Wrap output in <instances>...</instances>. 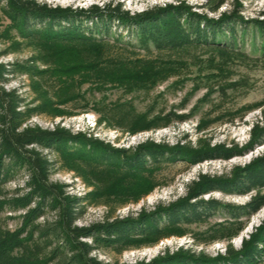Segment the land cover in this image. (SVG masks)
I'll list each match as a JSON object with an SVG mask.
<instances>
[{
	"label": "trees",
	"instance_id": "obj_1",
	"mask_svg": "<svg viewBox=\"0 0 264 264\" xmlns=\"http://www.w3.org/2000/svg\"><path fill=\"white\" fill-rule=\"evenodd\" d=\"M224 3L209 0L206 6L217 11ZM5 5L19 35L38 42L45 57L41 58L44 67L34 56L22 62H0V264H109L92 253L99 249L122 253L169 235L184 234L185 225L207 220L218 210L225 211L231 220L219 224L216 236L231 239L245 228V218L263 208L264 152L225 174L198 172L186 183L185 195L168 204L142 209L137 216L81 226L76 222L98 192L73 195L66 184L52 181L56 162L41 149L87 165L82 174H95L107 182L111 194L137 201L162 184L157 172L163 164L230 159L264 144V118L253 123L251 137L243 147L210 142L194 146L185 137V142L179 139L175 144L148 138L135 146L119 148L92 133H72L60 125L45 129L28 124L34 115L48 111L73 115V109L56 105L81 102L84 109L93 105L101 115L100 123L122 127L130 134L188 120L189 113L170 111L150 117L131 105L125 112L104 113L99 103L91 104L82 86L90 84L92 92L112 87L127 92L150 90L179 74L186 65L183 55L196 48L214 50L221 61L247 57L234 34L235 24L245 22L243 16L224 11L217 18L210 17L183 1L134 13L124 9L121 2L112 1L87 9L52 6L39 0H6ZM247 22L262 35L264 49V18ZM112 25L120 30L112 32ZM141 49L170 53V57L143 55ZM18 74L34 80L38 99H42L39 104L28 102L17 87L5 88ZM124 105L117 107L123 109ZM19 175L24 176V185L8 192L6 185ZM214 191L251 195L243 204L203 197ZM6 210L20 212L17 229L4 224ZM134 264H264V220L243 238L239 249L229 245L225 253L210 256L181 248Z\"/></svg>",
	"mask_w": 264,
	"mask_h": 264
},
{
	"label": "rangeland",
	"instance_id": "obj_2",
	"mask_svg": "<svg viewBox=\"0 0 264 264\" xmlns=\"http://www.w3.org/2000/svg\"><path fill=\"white\" fill-rule=\"evenodd\" d=\"M49 5L87 9L94 4L121 2L123 8L131 13L143 11L154 6L178 4L181 1L191 5L193 10L206 13L217 18L221 12H232L245 18V22L235 24L236 44L248 55L244 58H234L221 61L212 49L196 48L183 55L186 65L179 74L169 76L157 83L150 90L127 92L119 87H112L105 92H92L90 84H84L82 91L87 92L91 104L99 103L104 113H121L130 109L147 113L150 117L166 115L168 112L189 113L191 117L182 122H171L164 127L144 130L130 134L126 129L109 126L105 121L99 122L101 115L79 104L68 103L56 105L65 110H74L73 115L48 111L34 115L29 125H38L45 129H53L57 125L67 128L72 133L85 132L103 140L112 146L128 148L138 143L153 139L175 144L177 140L192 142L194 146H202L208 142L214 144L237 145L243 147L251 137L253 123L264 118V49L262 35L248 20L264 18V0H225L217 11L208 8L209 0H39ZM6 0H0V62H22L32 56L38 58L40 67L45 56V50L36 41L21 37L4 8ZM112 25V32H117ZM126 35L125 39H128ZM134 39V38H133ZM135 42V39L133 40ZM140 53L148 56L170 57V53L159 54L154 51ZM172 57V56H171ZM42 58V59H41ZM172 58H176L173 56ZM34 80L23 74L12 76L5 84L6 89L19 88V92L28 102L39 104L40 94L33 87ZM39 96V97H38ZM124 103L123 109L117 107ZM122 110V111H120ZM185 142V141H184ZM48 157L56 162L51 173V180L67 185L68 193L84 196L98 192L88 204L87 212L77 220L78 225L88 226L115 217L137 216L142 209L151 210L158 203L168 204L186 193V183L193 179L198 172L209 174L228 173L235 165L249 163L254 157L264 152V144L230 159H215L199 164H189L179 161L163 164L157 172L158 180L162 182L153 191L141 199H123V195H113L107 188L108 184L95 174H82L88 168L81 162L69 160L61 154L49 149H41ZM82 167V168H81ZM87 170V169H86ZM24 176L19 175L6 185L8 192H14L24 185ZM98 190V191H97ZM264 191V189H262ZM250 195L226 194L214 191L205 194L204 198H217L226 203L243 204ZM20 212L3 213L4 224L17 229L21 225ZM49 218L53 215L49 214ZM231 220L229 215L218 210L209 219L185 225L184 234H173L159 241L140 247H131L122 253L114 249H99L92 254L109 264H134L136 261H149L165 251L175 252L181 248L196 253H206L216 256L225 253L226 247L232 245L235 249L242 247L244 237L264 220V206L257 213L246 219L245 228L233 238L217 237L215 230L220 223ZM220 236V235H219ZM86 240L90 241L89 238Z\"/></svg>",
	"mask_w": 264,
	"mask_h": 264
}]
</instances>
